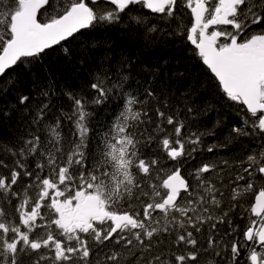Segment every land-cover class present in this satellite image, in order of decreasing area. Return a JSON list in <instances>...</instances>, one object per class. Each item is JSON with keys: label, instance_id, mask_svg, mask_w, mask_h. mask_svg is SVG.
<instances>
[{"label": "snow or ice", "instance_id": "obj_1", "mask_svg": "<svg viewBox=\"0 0 264 264\" xmlns=\"http://www.w3.org/2000/svg\"><path fill=\"white\" fill-rule=\"evenodd\" d=\"M115 29L194 46L242 124L206 144L183 73L132 56L40 74ZM5 127L0 264H264V0H0Z\"/></svg>", "mask_w": 264, "mask_h": 264}, {"label": "trees", "instance_id": "obj_2", "mask_svg": "<svg viewBox=\"0 0 264 264\" xmlns=\"http://www.w3.org/2000/svg\"><path fill=\"white\" fill-rule=\"evenodd\" d=\"M93 35L96 46L90 51L84 52L83 45L74 42L71 45L75 50V55L72 58L64 59L63 53L57 51L50 58H46L43 71L40 74L53 73L55 78L61 82L67 80L71 83L75 77L74 67L81 54L90 57L88 61L90 64L98 62L105 56L109 57L112 62L120 59L121 56H132L134 57L133 63L139 64L137 71L147 68L148 64L158 63L162 67H172L183 73V76L179 78L180 82L175 87L181 90L189 86L195 88L197 90V94L194 96L196 102L204 103L208 107V112L201 117V122L209 128L216 125V137H206V144L222 140L233 125L242 124V106L222 99V94L216 90L206 68L200 62L199 57L195 55L194 46L187 43L184 45L160 42L150 44L144 36L129 34L120 29L96 31ZM165 60H167L166 64ZM140 61L145 63H140ZM30 83V78H22L23 87H27ZM105 115L103 112L100 113L101 119ZM8 132L9 129L6 127L0 130V134L5 136ZM232 154H234L232 147L219 152L220 158H228ZM203 156L216 158L212 153L207 152L203 153ZM246 202H250V196L246 197Z\"/></svg>", "mask_w": 264, "mask_h": 264}]
</instances>
